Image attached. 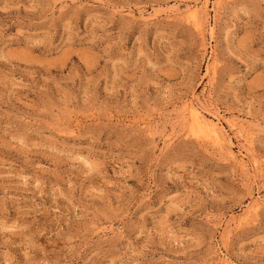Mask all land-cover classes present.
Returning a JSON list of instances; mask_svg holds the SVG:
<instances>
[{
	"label": "rangeland",
	"instance_id": "1",
	"mask_svg": "<svg viewBox=\"0 0 264 264\" xmlns=\"http://www.w3.org/2000/svg\"><path fill=\"white\" fill-rule=\"evenodd\" d=\"M0 264H264V0H0Z\"/></svg>",
	"mask_w": 264,
	"mask_h": 264
},
{
	"label": "bare ground",
	"instance_id": "2",
	"mask_svg": "<svg viewBox=\"0 0 264 264\" xmlns=\"http://www.w3.org/2000/svg\"><path fill=\"white\" fill-rule=\"evenodd\" d=\"M205 4V6H206V3H204ZM203 4V5H204ZM201 8H204V7H201ZM200 9V8H199ZM190 11V10H189ZM196 15H198V10L197 9H194V10H191V12H190V16H193L194 18H196ZM193 17H191V19L192 20H194V18ZM196 20H197V18H196ZM196 20H195V22H196ZM198 23L199 22H197V27H198ZM202 26V25H201ZM199 27H200V24H199ZM201 28V27H200ZM203 28V27H202ZM212 33V32H211ZM188 105V104H187ZM186 105V106H187ZM190 105V104H189ZM187 106V107H185L186 108V111L188 112V116H190V118H191V120H193V122L195 123V124H197V125H199V126H203V124H204V122L205 121H207L206 119H205V117H204V115L201 113V111L197 108V107H195L194 105L192 106ZM185 108L183 109V110H185ZM187 112H186V114H187ZM209 121V120H208ZM210 122H212L211 124L212 125H214L213 123H214V121H210ZM191 123V122H190ZM193 124V123H192ZM205 124H206V126L207 125H209V124H207V122H205ZM210 124V125H211ZM216 125H218V123H216ZM216 125H214V126H216ZM191 126H193V125H191ZM195 126V125H194ZM219 126V125H218ZM197 127V126H196ZM205 127V126H204ZM208 128H209V126H207ZM191 128V127H190ZM193 128V130H194V127H192ZM191 128V129H192ZM221 129H222V127H220ZM196 129V128H195ZM199 129V128H198ZM200 129H201V127H200ZM204 129V128H203ZM218 129H219V127H218ZM220 129V130H221ZM224 129V128H223ZM202 130V129H201ZM216 128L215 127H210V131L211 132H214L213 134H214V138H219V135H218V132H216ZM190 131V130H189ZM195 131L197 132L198 130H194V134H195ZM204 131V130H203ZM206 131V130H205ZM209 131V130H208ZM223 131V130H222ZM192 132V131H191ZM206 133V132H205ZM219 133H221L220 131H219ZM223 133V132H222ZM221 133V134H222ZM198 134V133H197ZM202 134V133H201ZM225 134V133H224ZM207 135V134H206ZM208 136V135H207ZM222 136H223V134H222ZM203 138V137H202ZM210 138V137H209ZM212 138H213V136H212ZM211 138V139H212ZM223 138V137H222ZM229 138V137H228ZM212 140H215V139H212ZM217 140V139H216ZM219 140H220V138H219ZM222 140V139H221ZM214 143H215V141H214ZM223 143V142H222ZM257 205V204H256ZM254 208V207H253ZM255 208H257V207H255ZM255 208H254V210H255ZM259 208V207H258ZM245 218V217H244ZM242 220V219H241Z\"/></svg>",
	"mask_w": 264,
	"mask_h": 264
}]
</instances>
